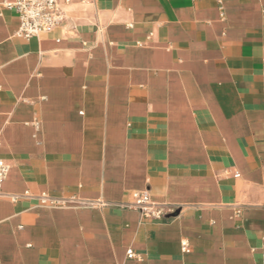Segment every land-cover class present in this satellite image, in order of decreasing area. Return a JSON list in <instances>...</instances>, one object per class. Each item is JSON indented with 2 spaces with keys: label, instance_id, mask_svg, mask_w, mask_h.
Segmentation results:
<instances>
[{
  "label": "crops",
  "instance_id": "obj_1",
  "mask_svg": "<svg viewBox=\"0 0 264 264\" xmlns=\"http://www.w3.org/2000/svg\"><path fill=\"white\" fill-rule=\"evenodd\" d=\"M58 1L0 8V264H264V0Z\"/></svg>",
  "mask_w": 264,
  "mask_h": 264
},
{
  "label": "built area",
  "instance_id": "obj_2",
  "mask_svg": "<svg viewBox=\"0 0 264 264\" xmlns=\"http://www.w3.org/2000/svg\"><path fill=\"white\" fill-rule=\"evenodd\" d=\"M90 2L91 0H84ZM68 1L60 2L58 0H16L13 3L0 2V8L12 10L18 17V28L14 34L15 37L29 40L32 37L49 33L59 27L65 21L64 6ZM9 167L0 159V197L2 196V185L6 180ZM237 177V175H235ZM24 197H28L25 193ZM17 196L11 197L16 201ZM39 203L47 208H68L76 206H104L103 203H91L84 201H75V199H62L50 197L42 194L37 197ZM123 209L136 211L142 220H160L162 217L173 211L171 207L158 206L151 202L148 191H132L130 193V202L120 205ZM181 248L188 252L185 241H181ZM128 259L136 258L131 249L126 252Z\"/></svg>",
  "mask_w": 264,
  "mask_h": 264
}]
</instances>
